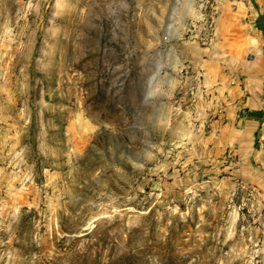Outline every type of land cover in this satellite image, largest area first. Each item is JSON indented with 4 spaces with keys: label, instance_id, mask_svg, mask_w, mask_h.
<instances>
[{
    "label": "rangeland",
    "instance_id": "1",
    "mask_svg": "<svg viewBox=\"0 0 264 264\" xmlns=\"http://www.w3.org/2000/svg\"><path fill=\"white\" fill-rule=\"evenodd\" d=\"M206 1L0 0V264H264L258 9Z\"/></svg>",
    "mask_w": 264,
    "mask_h": 264
},
{
    "label": "crops",
    "instance_id": "2",
    "mask_svg": "<svg viewBox=\"0 0 264 264\" xmlns=\"http://www.w3.org/2000/svg\"><path fill=\"white\" fill-rule=\"evenodd\" d=\"M256 5V6H254ZM252 6L256 7L258 11L256 14H252V19H249V25L256 30V40L259 42L258 46L254 51V56L251 58V74L254 78L252 81L256 83L255 86L252 83L248 85L249 92L251 93L252 99L258 101L264 96V30L260 29V23L263 24L264 21V1L263 3L259 0H255L252 2ZM254 83V84H255ZM249 97V98H250ZM258 116L257 111H250V115H246L241 117L240 120H235L234 123L238 122V125L232 131L233 137L230 143L232 142L234 146L236 145L239 149V152L242 154H246V147L250 144L252 140V136L254 134V127L252 125V117L251 114ZM256 116H254L256 118ZM240 127V128H238Z\"/></svg>",
    "mask_w": 264,
    "mask_h": 264
},
{
    "label": "built area",
    "instance_id": "3",
    "mask_svg": "<svg viewBox=\"0 0 264 264\" xmlns=\"http://www.w3.org/2000/svg\"><path fill=\"white\" fill-rule=\"evenodd\" d=\"M206 7L205 10L207 9V11H209V14H206V16L208 18H206L205 22H204V29H205V33L203 34V36H201V39L203 40L204 44H212L213 40L215 38V30H216V18L219 15V10H218V6L215 2H212L211 0H207L206 1ZM241 113L243 116L247 115V111L246 109H242Z\"/></svg>",
    "mask_w": 264,
    "mask_h": 264
},
{
    "label": "trees",
    "instance_id": "4",
    "mask_svg": "<svg viewBox=\"0 0 264 264\" xmlns=\"http://www.w3.org/2000/svg\"><path fill=\"white\" fill-rule=\"evenodd\" d=\"M263 17H264V14H263ZM260 24H261L260 29L264 30V21H263V24L262 23H260Z\"/></svg>",
    "mask_w": 264,
    "mask_h": 264
}]
</instances>
